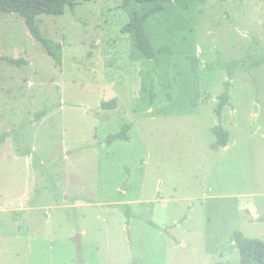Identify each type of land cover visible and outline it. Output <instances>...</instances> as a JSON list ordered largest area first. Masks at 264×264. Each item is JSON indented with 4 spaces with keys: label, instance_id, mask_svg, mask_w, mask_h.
I'll list each match as a JSON object with an SVG mask.
<instances>
[{
    "label": "rangeland",
    "instance_id": "obj_1",
    "mask_svg": "<svg viewBox=\"0 0 264 264\" xmlns=\"http://www.w3.org/2000/svg\"><path fill=\"white\" fill-rule=\"evenodd\" d=\"M121 3L36 16L59 66L0 11V264H239L233 232L264 241V0L166 2L144 24L153 60Z\"/></svg>",
    "mask_w": 264,
    "mask_h": 264
},
{
    "label": "trees",
    "instance_id": "obj_2",
    "mask_svg": "<svg viewBox=\"0 0 264 264\" xmlns=\"http://www.w3.org/2000/svg\"><path fill=\"white\" fill-rule=\"evenodd\" d=\"M76 1H87V0H0V11L7 13H18L24 18V22L32 34V36L38 40L43 46L46 53L51 56L55 65L59 66L62 63L61 44L54 42L49 38L43 36L35 22L36 16L39 14H53L60 15L64 12L66 7L73 8ZM131 1H136L142 4H150L151 6L144 10L141 15H138L132 8ZM171 1H184V0H122L121 6L127 10L130 14V20L122 28L123 32L131 33L136 38V46L143 52V54L150 60H153L158 54L166 52V49L159 48L154 49L152 46L150 35L145 30L144 24L148 17L162 11L164 4ZM200 1V0H196ZM11 63L21 64L23 61L19 59H6ZM230 82L224 83L225 91L219 96V105L214 110L217 117L221 116L222 108L228 103V87ZM116 99L111 101H104L101 103V108L112 109L115 107ZM48 112L45 108L40 111L37 116L38 118L44 116ZM129 124L123 123L120 130L117 133L107 135L105 143L109 144L116 139L129 140L128 130ZM213 133L216 136V143L220 147L227 145V131L226 129L218 124L213 127ZM9 136V132H3L0 135V143ZM29 151L27 150V153ZM26 153V151H25ZM129 219L134 216L131 210V205L128 203H118L117 205ZM148 224L156 226V223L151 219L147 220ZM231 241L234 243L239 253V264H264V241L257 238L245 237L241 232L235 231L231 235Z\"/></svg>",
    "mask_w": 264,
    "mask_h": 264
},
{
    "label": "water",
    "instance_id": "obj_3",
    "mask_svg": "<svg viewBox=\"0 0 264 264\" xmlns=\"http://www.w3.org/2000/svg\"><path fill=\"white\" fill-rule=\"evenodd\" d=\"M73 241L77 247V251L80 252L81 251V244H80V233H77L74 238H73ZM234 247V245H233Z\"/></svg>",
    "mask_w": 264,
    "mask_h": 264
},
{
    "label": "crops",
    "instance_id": "obj_4",
    "mask_svg": "<svg viewBox=\"0 0 264 264\" xmlns=\"http://www.w3.org/2000/svg\"><path fill=\"white\" fill-rule=\"evenodd\" d=\"M7 132H9V131H7ZM4 145V144H3ZM29 151V150H28ZM24 154H27V152L26 153H24Z\"/></svg>",
    "mask_w": 264,
    "mask_h": 264
}]
</instances>
